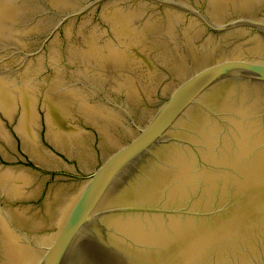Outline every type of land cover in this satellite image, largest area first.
Returning <instances> with one entry per match:
<instances>
[{
    "label": "water",
    "instance_id": "95a60500",
    "mask_svg": "<svg viewBox=\"0 0 264 264\" xmlns=\"http://www.w3.org/2000/svg\"><path fill=\"white\" fill-rule=\"evenodd\" d=\"M233 153L264 159V0H0V264H158Z\"/></svg>",
    "mask_w": 264,
    "mask_h": 264
},
{
    "label": "rangeland",
    "instance_id": "374dc122",
    "mask_svg": "<svg viewBox=\"0 0 264 264\" xmlns=\"http://www.w3.org/2000/svg\"><path fill=\"white\" fill-rule=\"evenodd\" d=\"M203 177L197 226L161 247L158 264H264V159L233 153Z\"/></svg>",
    "mask_w": 264,
    "mask_h": 264
},
{
    "label": "bare ground",
    "instance_id": "6f19581e",
    "mask_svg": "<svg viewBox=\"0 0 264 264\" xmlns=\"http://www.w3.org/2000/svg\"><path fill=\"white\" fill-rule=\"evenodd\" d=\"M186 252V251H185ZM186 260V259H185Z\"/></svg>",
    "mask_w": 264,
    "mask_h": 264
}]
</instances>
